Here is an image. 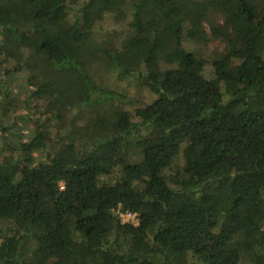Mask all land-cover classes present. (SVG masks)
Segmentation results:
<instances>
[{
  "label": "trees",
  "instance_id": "1",
  "mask_svg": "<svg viewBox=\"0 0 264 264\" xmlns=\"http://www.w3.org/2000/svg\"><path fill=\"white\" fill-rule=\"evenodd\" d=\"M0 264H264V0H0Z\"/></svg>",
  "mask_w": 264,
  "mask_h": 264
},
{
  "label": "rangeland",
  "instance_id": "2",
  "mask_svg": "<svg viewBox=\"0 0 264 264\" xmlns=\"http://www.w3.org/2000/svg\"><path fill=\"white\" fill-rule=\"evenodd\" d=\"M113 20L109 19L108 23L106 25H104V30L106 29H115L118 26H116L117 24L115 23L114 25H112ZM112 26V27H111ZM207 32L209 33V35L211 36V29L208 25H205ZM102 34H106L105 32H103ZM10 41L13 42V36L10 37ZM189 49H195L196 47L194 46V44H189L188 45ZM197 50H201L200 48H196ZM225 49V44L222 42V40H220V37L214 36V38L211 40V42L209 43L208 47L204 48V52L207 55L212 54V56H218L220 55ZM207 58H209L210 60L211 57L206 56ZM105 66L102 64H99V62H95L93 63V65H89V74L90 76L93 78V82L99 86V87H103V88H107L109 90V92H112L113 94L116 95V97H119V95H121L122 93L125 94L127 96L128 99H132L133 101H135L134 105L132 107H127L125 108L128 109V111H130L133 116L134 119L135 117V110L139 107H142L144 104L142 103V101H150L153 98V94L145 87H141L136 80H134V78H132L129 81H121L119 79H117V75L116 73L112 70H109L107 68H104ZM213 70L210 66L206 67V71L205 74L207 77L211 78V79H215V74H213ZM16 78V84L20 85V87H22L24 90V83L22 81V79H24L25 77H23V72L18 73V76H15ZM72 83H69V85ZM66 89V87H65ZM63 89V90H65ZM65 91H62L61 93L64 95ZM28 95H23V96H19V99L22 101L24 99H28L27 97ZM32 99V98H31ZM33 101H35V99H33ZM47 128L49 129V127L51 128L52 124L48 125L47 123L44 124ZM52 131H54L55 133L57 132V130H59V126H55V128H51ZM50 135V134H49ZM54 141L53 138V134H51V142Z\"/></svg>",
  "mask_w": 264,
  "mask_h": 264
},
{
  "label": "built area",
  "instance_id": "3",
  "mask_svg": "<svg viewBox=\"0 0 264 264\" xmlns=\"http://www.w3.org/2000/svg\"><path fill=\"white\" fill-rule=\"evenodd\" d=\"M121 219L123 220V222H127L129 220H132V219H136V214H132L130 212H127L125 214H121Z\"/></svg>",
  "mask_w": 264,
  "mask_h": 264
}]
</instances>
